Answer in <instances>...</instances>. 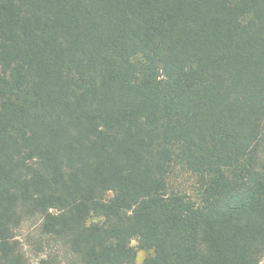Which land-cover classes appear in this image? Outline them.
I'll list each match as a JSON object with an SVG mask.
<instances>
[{
  "label": "trees",
  "instance_id": "16d2710c",
  "mask_svg": "<svg viewBox=\"0 0 264 264\" xmlns=\"http://www.w3.org/2000/svg\"><path fill=\"white\" fill-rule=\"evenodd\" d=\"M27 226L69 264H260L264 0H0V264Z\"/></svg>",
  "mask_w": 264,
  "mask_h": 264
},
{
  "label": "rangeland",
  "instance_id": "374dc122",
  "mask_svg": "<svg viewBox=\"0 0 264 264\" xmlns=\"http://www.w3.org/2000/svg\"><path fill=\"white\" fill-rule=\"evenodd\" d=\"M30 235L32 237L37 236L36 227L27 226L21 231L19 239H21L25 245L26 252L30 258L31 264H39L40 259H48L49 264H69L71 255L66 249L61 246H57L53 250L44 246L36 244L34 240H26V237ZM135 244V242H133ZM143 254H139V260H141ZM264 264V259L260 262Z\"/></svg>",
  "mask_w": 264,
  "mask_h": 264
}]
</instances>
